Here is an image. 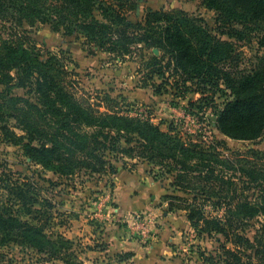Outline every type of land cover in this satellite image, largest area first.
I'll use <instances>...</instances> for the list:
<instances>
[{"label":"trees","instance_id":"1","mask_svg":"<svg viewBox=\"0 0 264 264\" xmlns=\"http://www.w3.org/2000/svg\"><path fill=\"white\" fill-rule=\"evenodd\" d=\"M139 1L0 0V20L16 25H50L56 32L83 39L92 51L111 54L121 62L134 60L138 52L144 55L158 49L162 59H151L152 74L162 80L157 89L171 85L167 70L175 81L179 78L176 86L185 92L189 91V81L198 80L218 88L223 84L232 99L227 100L222 109H213L216 129L231 140L256 142L261 139L264 135V65L251 75L234 79L222 66L232 60L231 54L225 52L232 44L212 34L203 19L190 17L184 10L148 9L141 21L133 22L130 14L139 9ZM199 1L218 16L220 28L230 27L236 21H250L264 28V0ZM259 43L264 47V34ZM1 45L0 97L13 89L25 90L27 97L8 98L4 105L0 104V122L8 117L18 120L31 142L28 153L32 161L66 178L81 173L116 176L117 164L122 163L127 170L128 159L147 163L158 168L155 176H172V188L194 192L203 198H195L191 203L167 195L170 212L188 210L187 220L194 230L209 237L223 235L235 248L252 247V241L241 233L245 229L244 221L256 215L264 218V191L252 203L240 188L242 182L234 181L232 172H242L241 181L243 176L251 181H264V174L257 176L244 166L236 167L235 161L225 155L224 151L229 150L225 141L218 142L208 132L204 140L199 139V134L196 138L187 136L188 132L184 133L174 123L169 132H163L151 120L133 115L125 100L119 101L109 94L100 92L79 99L65 82L68 59L48 52V58L43 60L41 52L27 38L21 42L3 41ZM18 105L23 106L27 114H21ZM5 109H11V114ZM199 109L202 117H207L208 108L201 105ZM208 121L213 123L211 119ZM10 178L8 174L0 177L8 183ZM8 197H0V244L26 246L64 264H85L80 257L86 249L83 250L81 244L60 234L57 239L47 235L46 222L53 215L49 204L34 212L32 208L37 200L19 188ZM214 198L222 202L215 203L219 207L208 212L206 203ZM179 201L185 205H177ZM24 209L26 215L34 214L33 218L23 220ZM235 252L227 251L238 261L228 260L226 264H239L241 259ZM260 254H264V248L256 252L257 256ZM116 258L122 263L129 262L135 254L126 252Z\"/></svg>","mask_w":264,"mask_h":264},{"label":"rangeland","instance_id":"2","mask_svg":"<svg viewBox=\"0 0 264 264\" xmlns=\"http://www.w3.org/2000/svg\"><path fill=\"white\" fill-rule=\"evenodd\" d=\"M176 1L173 0L171 4H178ZM195 2L194 11L185 13L203 19L212 34L232 44L225 48L232 60L222 63L223 68L234 79L260 70L264 65V47L259 43L264 34L262 25L236 21L230 27L220 28L217 25L218 16L203 7L199 0ZM148 9L147 0H140L139 9L130 14V19L133 22L141 21ZM165 10L180 11L173 8ZM26 38L41 52L43 60L48 58V52L68 59L65 82L77 98L84 99L102 92L119 101L125 100L130 104L133 115L151 120L163 132H169L172 123L184 133L188 132L187 136L194 138L199 134L200 140H204L203 136H207L208 132L218 142H226L229 150L224 151L225 155L235 161L236 167L244 166L257 176L264 174V135L256 142L236 141L226 138L215 127L213 109H222L224 103L232 99L230 91L223 84L218 88L198 80L189 81V91L185 92V89L179 90L176 86L179 78L175 81L167 70L166 76L171 85L157 89L156 86L161 85L162 80L152 74L154 69L151 65L154 63L151 59L157 57L161 60L160 51H147L144 55L138 52L134 60L121 62L111 54L92 51L83 39L67 36L63 31L56 32L50 25H16L9 20H0V46L3 41L21 42ZM166 62L167 59L162 65ZM7 93L4 92L3 97H0V104L4 105L8 98L27 97L23 89H13ZM201 105L208 108L207 117H202L199 109ZM22 108L21 105L17 106L21 114H27ZM6 111L8 114L12 112L11 109ZM30 143L27 132L18 120L8 117L0 122V177L3 174L11 176L10 183L0 179V195L9 198L16 188L24 189L37 200L32 208L34 212L49 204L53 215L46 222L47 235L57 239L60 234L81 244L82 249H86L80 257L85 264H226L228 260L238 261L227 253L228 250L235 252V249H238L235 252L237 258L241 259L239 264H264V254L256 255L258 250L264 248L263 217L256 215L244 221L245 229L241 234L252 241V247L240 245L235 248L223 235L209 237L194 230L186 220L188 210H178L176 213L169 211L165 199L167 195L178 196L191 203L195 198H203L194 192H181L172 188L170 184L174 183V178L155 176L158 168L128 159L130 165L127 170L123 169L122 163L117 164L119 173L129 174L123 182L117 176H89L85 173L66 178L32 161L28 153ZM232 174L235 182L243 183L240 188L249 200L256 202L264 191V181H251L247 176H243L241 181L239 176L242 172ZM129 176L132 179H128ZM130 201L136 206L134 210L130 207ZM219 202L222 201L218 198L210 199L206 203L207 211L219 207L215 205ZM176 204L185 205L182 201ZM26 213L24 209L23 220L33 218L34 214ZM103 244L108 246L105 248ZM156 245L167 248L171 255L154 258L152 254L151 258L152 247ZM126 252H135L136 257L129 262H119L116 256ZM0 264L64 263L35 249L5 243L0 244Z\"/></svg>","mask_w":264,"mask_h":264},{"label":"crops","instance_id":"3","mask_svg":"<svg viewBox=\"0 0 264 264\" xmlns=\"http://www.w3.org/2000/svg\"><path fill=\"white\" fill-rule=\"evenodd\" d=\"M173 2V0H147V5L150 9L153 10H161V9H180V10H184L186 12L188 11H194V7L197 4L195 1L192 0H185V2L180 3V0H177L176 3L178 4H171ZM129 175V174H128ZM127 175V176H128ZM117 177H120L119 179L123 182L125 180V178H127V176L124 173H118L116 175ZM128 179H132L131 176L128 177ZM143 203V202H142ZM130 207L132 208V210H134V208L136 207L133 201L129 202ZM143 206H145L144 204H142ZM166 216V215H165ZM169 217H167L166 219H168ZM169 220V219H168ZM187 220V219H186ZM135 254L136 257V253L132 252ZM152 254L154 256V258H157L158 256H167V255H171L170 251L163 247V246H153L152 247V253L150 254L151 258H152Z\"/></svg>","mask_w":264,"mask_h":264},{"label":"water","instance_id":"4","mask_svg":"<svg viewBox=\"0 0 264 264\" xmlns=\"http://www.w3.org/2000/svg\"><path fill=\"white\" fill-rule=\"evenodd\" d=\"M158 51H159L158 49H155V50H154V52H158ZM212 119L216 120V118H212Z\"/></svg>","mask_w":264,"mask_h":264}]
</instances>
